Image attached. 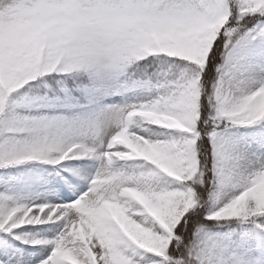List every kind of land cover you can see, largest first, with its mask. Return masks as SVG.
Returning <instances> with one entry per match:
<instances>
[{
	"label": "snow or ice",
	"instance_id": "6c2138e0",
	"mask_svg": "<svg viewBox=\"0 0 264 264\" xmlns=\"http://www.w3.org/2000/svg\"><path fill=\"white\" fill-rule=\"evenodd\" d=\"M0 264H264V0H0Z\"/></svg>",
	"mask_w": 264,
	"mask_h": 264
}]
</instances>
